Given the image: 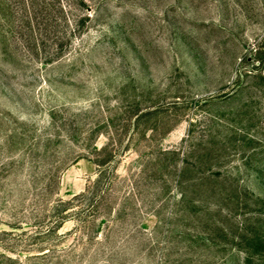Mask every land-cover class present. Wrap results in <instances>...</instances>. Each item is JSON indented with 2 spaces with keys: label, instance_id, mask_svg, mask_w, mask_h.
Returning a JSON list of instances; mask_svg holds the SVG:
<instances>
[{
  "label": "rangeland",
  "instance_id": "rangeland-1",
  "mask_svg": "<svg viewBox=\"0 0 264 264\" xmlns=\"http://www.w3.org/2000/svg\"><path fill=\"white\" fill-rule=\"evenodd\" d=\"M0 264H264V0H0Z\"/></svg>",
  "mask_w": 264,
  "mask_h": 264
}]
</instances>
